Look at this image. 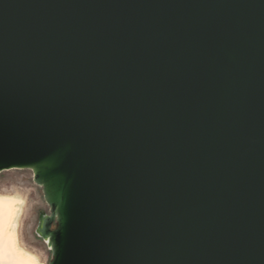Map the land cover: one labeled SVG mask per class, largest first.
I'll return each mask as SVG.
<instances>
[{
  "label": "water",
  "instance_id": "1",
  "mask_svg": "<svg viewBox=\"0 0 264 264\" xmlns=\"http://www.w3.org/2000/svg\"><path fill=\"white\" fill-rule=\"evenodd\" d=\"M12 169L48 264H264V0H0Z\"/></svg>",
  "mask_w": 264,
  "mask_h": 264
},
{
  "label": "bare ground",
  "instance_id": "2",
  "mask_svg": "<svg viewBox=\"0 0 264 264\" xmlns=\"http://www.w3.org/2000/svg\"><path fill=\"white\" fill-rule=\"evenodd\" d=\"M26 205L21 193L0 190V264H43L21 236Z\"/></svg>",
  "mask_w": 264,
  "mask_h": 264
},
{
  "label": "rangeland",
  "instance_id": "3",
  "mask_svg": "<svg viewBox=\"0 0 264 264\" xmlns=\"http://www.w3.org/2000/svg\"><path fill=\"white\" fill-rule=\"evenodd\" d=\"M30 169L6 170L0 174V190L6 189L12 193L19 192L26 197L27 205L21 226L23 241L34 250L43 264H48L51 252L47 244L35 234L40 211L49 212L42 188L37 185Z\"/></svg>",
  "mask_w": 264,
  "mask_h": 264
},
{
  "label": "built area",
  "instance_id": "4",
  "mask_svg": "<svg viewBox=\"0 0 264 264\" xmlns=\"http://www.w3.org/2000/svg\"><path fill=\"white\" fill-rule=\"evenodd\" d=\"M32 171V170H31ZM32 178H33V172H32V176H31ZM34 180V179H33Z\"/></svg>",
  "mask_w": 264,
  "mask_h": 264
},
{
  "label": "flooded vegetation",
  "instance_id": "5",
  "mask_svg": "<svg viewBox=\"0 0 264 264\" xmlns=\"http://www.w3.org/2000/svg\"><path fill=\"white\" fill-rule=\"evenodd\" d=\"M40 212H42V211H40ZM40 212H39V214H38V218H39Z\"/></svg>",
  "mask_w": 264,
  "mask_h": 264
}]
</instances>
